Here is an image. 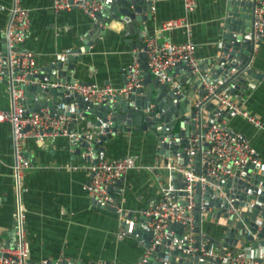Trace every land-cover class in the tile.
Listing matches in <instances>:
<instances>
[{"label": "built area", "instance_id": "2783aa9c", "mask_svg": "<svg viewBox=\"0 0 264 264\" xmlns=\"http://www.w3.org/2000/svg\"><path fill=\"white\" fill-rule=\"evenodd\" d=\"M181 1L184 12L194 5V0ZM251 1L249 37L253 49L259 40L264 39V0ZM51 6L55 11L78 8L95 20V13L100 10L101 2L51 0ZM161 26L164 28L182 26L186 36L180 41L163 42H157L152 37H144L140 51L144 53V65L150 75L155 76L157 82L164 83L168 89L175 88V94L184 93L185 88L180 76L171 72V69L183 64L184 67L180 66L177 69L182 68L189 74V79H193L198 94L188 102L187 109L183 111V114L189 117L182 116L178 119L179 129L182 130L185 129V124L192 120L193 129L183 134L188 145L184 152L175 151L170 155L167 151L162 152L164 161L161 160L153 166L165 168L166 180L159 181L155 200L136 213L129 214L109 191L112 182L118 180L124 171L136 165L134 155L124 154L113 160L98 157L95 159L91 146H85L78 152L81 157L89 160L86 167L89 176L83 187L94 203L105 205L117 212L120 222L115 234L117 238L127 234H135L137 237L140 235L142 238V233L149 235L148 245L144 244L142 252L133 264H157V261L170 264L171 256L174 258L171 264H185L184 259H189L187 255L194 257L196 254L225 264H264V211L257 210L253 218L254 229L251 230L250 214L245 212L251 211L254 200L248 201L249 205H244L243 195L238 193L243 187L237 186L240 181L258 180L256 189L258 192L262 188L260 184L264 179V171L261 169H264V165L246 136L227 127L215 111L222 109L227 115H239L256 129L263 131L264 121L242 106L240 102L242 97L234 92L238 89L236 88L238 80L233 79L224 84L222 83L225 76L214 80L208 66L206 69L203 67V63H207L206 60L194 55L190 24L185 13L163 21ZM27 30V9L14 3L9 8L4 44L0 48V79L7 83L10 96L9 108L0 109V121H7L11 126L14 147L12 176L17 192L22 170L31 165L20 147L23 138L33 137L40 142L46 136L62 134L70 139H78L82 135V140L89 143L92 135L98 137L104 133L99 124L93 125L92 132L70 129L69 123L75 118V114H78L74 111L78 102L76 95L95 104L112 101L114 95H127L132 90L137 98L143 95L142 66L136 57L127 65L126 78L120 86L99 85L74 79L70 81L61 77L52 80L37 78L33 52L21 47L20 44ZM73 53V50L65 49L61 55L67 57ZM33 83L41 88L60 89V96L54 104V112L48 105L27 108L30 103H25L27 94L24 86ZM66 97H69L68 101L65 100ZM177 99L178 97L175 101ZM153 105V102H150L141 109L148 112ZM98 121L101 122L100 119ZM172 138L177 139L179 144L180 136L168 137L165 133L160 136V141L168 142ZM173 173L179 174V180H175ZM196 187L198 190L195 197ZM207 197L212 200L211 204L206 206ZM215 198L223 200L219 206L215 204L217 201H213ZM257 203L264 207V203ZM195 204L199 216L198 226L194 224ZM16 206L11 243L0 242V264H79L77 260L61 255L51 259L45 257L30 259L24 237L22 204L19 198ZM215 211L217 217L221 216L220 225L223 227V237L218 240L210 238L202 227V222L208 215L212 218ZM260 212L263 216L259 215ZM236 222H239L240 227L233 230L236 228ZM137 228H140L142 233H135ZM226 228H229L230 232L229 241H225L224 238ZM258 233L261 236H258ZM154 250L161 251V255L150 256ZM92 264L107 263L98 260Z\"/></svg>", "mask_w": 264, "mask_h": 264}, {"label": "crops", "instance_id": "0c3cea01", "mask_svg": "<svg viewBox=\"0 0 264 264\" xmlns=\"http://www.w3.org/2000/svg\"><path fill=\"white\" fill-rule=\"evenodd\" d=\"M14 3L25 7L28 12V30L21 47L33 52L36 74L49 62L58 61L57 56L63 63H68L61 52L69 49L74 51L73 66L65 69V75L74 80L112 86L123 84L126 67L135 57L141 66L145 64L144 53L141 58L136 54L141 50L144 37H152L157 42L185 38L182 26H161L163 21L184 13L190 24L194 55L209 60L208 70L213 71L214 56L220 53L219 24L227 6L226 0H194L192 8L184 12L181 0H151L150 16L134 22L139 29L137 32L133 28L125 29L123 21L116 20L117 25L113 26L114 19L111 18L102 31L93 29V19L80 9L55 11L51 0H0V48L4 44L9 8ZM86 37L91 38V42L86 44V49H81ZM248 65L260 74L259 77L250 76L244 83L238 81L239 88L234 92L238 96L242 93V106L264 121V39L251 49ZM170 71L180 76L184 96L188 102L192 101L197 96L193 79H189L182 68ZM65 75L57 78H65ZM241 75L239 73L238 77ZM50 96L48 93L46 97ZM9 104L7 83L0 79V109L9 108ZM184 104L182 102V106ZM86 109L80 108V113L75 114V121L69 123L70 129L92 132L94 117L86 119L80 115ZM215 112L227 127L246 136L264 165V131L256 129L239 115H227L222 109ZM70 140L62 134L43 137L40 142L33 137L23 138L20 147L31 165L22 170L17 192L12 176L14 147L11 126L7 121H0V242L7 243L12 235L19 198L30 259H51L61 255L75 259L79 264H92L98 260L107 264H133L148 241L147 234L143 238L135 234L116 237L120 226L118 214L110 207L94 203L85 191L83 186L89 176L86 168L89 160L78 154L84 146H72ZM101 145L103 150L98 151V158L113 160L124 154L135 156L136 165L124 171L109 186L119 205L129 214L150 205L156 198L159 181L166 180L165 168L153 166L164 161L156 135L140 127L117 130ZM216 215L215 211L212 218L202 222L203 230L213 240L223 237L221 216Z\"/></svg>", "mask_w": 264, "mask_h": 264}, {"label": "water", "instance_id": "95a60500", "mask_svg": "<svg viewBox=\"0 0 264 264\" xmlns=\"http://www.w3.org/2000/svg\"><path fill=\"white\" fill-rule=\"evenodd\" d=\"M101 8L95 13V20H93V29L96 28L100 31L103 30V26L111 19H114L113 26H116L117 21H123L125 24V29L133 28L137 32L139 29L134 26V22L138 20H144L150 16V7L151 0H100ZM227 6L221 17V22L219 24L218 30V39L221 44L219 46L220 53L214 56L213 62V71L211 74L215 78L224 77L225 81L222 84L236 79L244 83L248 77L253 76L255 78L259 77V73L252 71L251 67L248 65L249 56L251 54L252 42L250 40V21H251V0H226ZM91 42V38L86 37L84 40L83 47L81 49H86V44ZM21 44V43H20ZM3 47V46H2ZM139 58L143 57L142 51H138L136 53ZM74 54H69L66 58L68 59V63H63V60H60V56H57L58 61L49 62L48 66H46L43 70L39 68V73L36 76L39 79H57L59 75H65L66 68H72L73 63L71 60L73 59ZM60 58V59H59ZM66 61V60H65ZM207 60L206 62H208ZM183 66V64H178ZM58 67L59 69H56ZM142 77H143V85L145 89H141L143 92L142 96L138 98L134 95L133 90L127 95H114V99L112 101H104L99 104L91 103L87 100H84L82 97L76 95L77 106L74 108L75 113H80V108L86 109L82 111V118H93V125L99 124L104 130V133H101L96 137L92 135L91 141L85 142L82 140L83 136L81 135L78 139L70 140L72 146H81L85 147L87 145L91 146V151L93 157L96 159L98 155V151L103 150V146L101 143L106 141L111 134H114L118 131H129L131 129L141 128L147 129L151 134L156 135L160 154L164 151H167L168 154L178 152H184V148L188 145L184 140L185 137L183 134L188 133L193 129L192 120H190L187 124H185V129H179L180 121L178 120L182 116H186L183 114L185 110V104L188 106V98L184 96V93L175 94V88H170L164 83H158L156 77L151 76L146 66H142ZM176 67V68H177ZM203 67L206 69L207 63H203ZM232 70V71H230ZM234 70V71H233ZM239 73H242L241 76L238 77ZM186 75H189L186 73ZM67 80H73L72 77H68L65 75ZM236 77V78H235ZM250 83H248L249 85ZM251 85V84H250ZM249 85V86H250ZM26 89L27 97L25 99V103L30 105L27 107L28 109L37 108L41 105H48L52 112L55 111L54 104L57 100V97L60 96L59 88H41L38 84L33 83L28 86H24ZM236 88H239V85L236 83ZM51 93L50 97H46L47 94ZM198 94V92H197ZM242 96V93L239 97ZM181 97L180 100L176 98ZM66 101L69 100V97L65 98ZM173 101H175L173 103ZM150 102H153V106H151L150 111L143 112L141 107L148 106ZM182 102L185 104L182 106ZM73 115V113H71ZM189 117V116H186ZM101 120V122L98 121ZM75 118H72L71 122H74ZM175 127H178L175 129ZM174 128V129H173ZM166 134L168 137L176 136L181 137L179 144H177V139H170V141H160V136ZM78 151V150H77ZM180 160V157L177 158ZM175 180H179V174L173 173ZM258 180H253L252 182L240 181L237 186L243 187L242 191H238L241 195H243L244 205H249L248 201L254 200L253 208L251 211H246L245 213L250 214V229H254L253 218L258 209L264 211V207L259 203H264V179L262 180L260 186L262 187L258 192L256 189L258 188ZM197 190L195 189V197L197 196ZM211 198L207 197V205L211 204ZM213 201H217L215 203L219 206L221 204L220 198H215ZM105 206V205H100ZM107 207V206H105ZM211 214V213H209ZM260 216L263 214L260 212ZM194 216V224L198 226V209L195 204L193 210ZM229 222V218L227 219ZM138 225V222H137ZM239 222H236V228L233 230L239 229ZM139 231V232H138ZM142 233L140 228L135 230V233ZM229 228H226V232L224 233L225 241H229L228 234ZM11 237L9 238L8 243H11L13 238V229L11 230ZM142 236L145 237V233H142ZM258 236H261L258 233ZM237 237L239 234L237 233ZM149 239V235H147ZM248 238V237H247ZM262 240V239H260ZM254 243V242H253ZM145 245H148L145 244ZM157 254L161 255V251L154 250L150 253V256ZM189 259H184L185 264H225L218 260H210L208 257L195 255L189 256ZM170 264L173 261V257L171 256ZM208 260V261H207ZM157 264H163L160 261H157Z\"/></svg>", "mask_w": 264, "mask_h": 264}, {"label": "rangeland", "instance_id": "374dc122", "mask_svg": "<svg viewBox=\"0 0 264 264\" xmlns=\"http://www.w3.org/2000/svg\"><path fill=\"white\" fill-rule=\"evenodd\" d=\"M207 218H209V219H210V215H208V216H207Z\"/></svg>", "mask_w": 264, "mask_h": 264}]
</instances>
